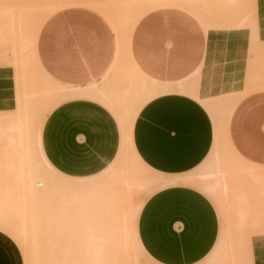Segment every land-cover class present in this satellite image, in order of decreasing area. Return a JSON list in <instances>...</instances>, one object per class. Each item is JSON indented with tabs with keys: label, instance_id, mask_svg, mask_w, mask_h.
Here are the masks:
<instances>
[{
	"label": "rangeland",
	"instance_id": "rangeland-1",
	"mask_svg": "<svg viewBox=\"0 0 264 264\" xmlns=\"http://www.w3.org/2000/svg\"><path fill=\"white\" fill-rule=\"evenodd\" d=\"M58 1H60V0H0V29H1L0 30V84H1L0 88H4L3 90H6L5 88H7V90H8V91H3V92L0 91V98L2 99V101L0 102V117H2V113H13V112H14L13 114H15V115L17 114L18 117H20L23 114L22 112L23 111L25 112V110L27 109L26 112L30 113L28 115L29 119L27 120L28 124H30L31 127H35L36 131H37V129H38L37 127L40 125V123H42L40 125V127L42 129V134H43V139H44L45 145L48 147L47 148L48 154L52 158L53 162L56 164L57 169H59L60 171H62L63 173H65L67 175L68 174L70 175V173H71L70 169L68 168L69 165H74L77 162L85 160L86 158H88L87 157V151L90 152L92 149H98V150H99V148L102 149V151L104 153H106V154L108 153V155L111 157V159H110L109 163H106L104 170L100 175L102 180H103L102 185H101L102 191H100V190L97 191V194H100V197L102 199L104 198L103 199L104 201L100 199L101 201L97 202L95 199V201L89 202L88 203L89 205L85 204V206L83 205L82 207L78 206L79 209L81 208L80 211H83V212H79L77 214L76 211L78 208L76 207L77 204H75L77 202L74 203L75 197L73 198L74 201H72V198H71L69 191L68 190L63 191L64 194H62V196L64 198V201L63 200H62L63 202L61 201V206H62L61 207V206H59L60 205V203H59L60 199H58L59 201L55 199L57 196L62 198L61 195H58L59 192L57 191L58 192V193H56L57 196L51 197V198H54L51 200H52V202H53V200H54V202L58 201L59 205H57V206H59L60 209L57 208V206H56L54 208V211H53V209L50 211V208L53 207V206H50L51 205L50 203H52V202H50L51 200L45 201L46 206H44L45 204L41 200L42 201L41 202L42 204H40V206L42 208V210H40L41 213L44 215V213L46 211H49L48 213H50V215L52 217L54 216L55 220L58 217L59 218L61 217L62 220L64 218H66L65 220L68 221V222H66L68 227L69 226L76 227L78 225V223L82 224V222H83V224H85L84 222H86V221H88L89 225L96 227V229H98L100 227L101 231H104L101 233H103L105 236H107L106 240L104 241L106 243L104 246L105 250L103 248V251H105V252L102 255V259H103L104 264H107V263L108 264H113V263L115 264V258L117 260L122 259L123 261H126L128 259L127 257H133L134 255L136 257L135 259L138 260V262H139V259L137 258L139 255L136 256L138 254V251L137 252L135 251L134 255H132L133 253L131 255H127V254L122 255L123 253H125L127 251V249H129L130 247H133V246H127L124 248V245H122V244L119 245L118 240L120 239L122 242H124V237L128 234L127 233L128 231L126 232V229L130 230V228L132 226L134 228V222H133V214L134 213H133V210L131 208H133V206H137V207L140 206V210H141V208H142L143 204L145 203V201L147 200V198L150 195H152L154 192H156L157 190L160 189L159 183H161L163 180H161V182H160L159 177H160V179H163V178L168 179L169 178V180H171L170 182H172L174 177L176 178V176H177L179 178H176L174 180L178 179L177 180L178 182L177 183L175 182L174 185H178V184L191 185V186L196 187V188H198L204 192L206 190H205L201 180L204 179V177L206 180V177L208 175H209L208 176L209 178H211L210 175L212 177L215 175L219 177L222 174L221 169L225 168V166L222 167V164L228 165V163H229L231 165L230 167H233V169L235 167L239 171H237V170L235 171V169L234 170L230 169L232 171H235V172L231 173V171L228 170L229 168L228 169L225 168L226 173L222 174V175L225 174L224 175L225 178L222 176L220 177L221 181L225 180L223 182V183H225V188H224V185L222 187L218 184L217 188L219 186V188H218L219 191L217 190L216 185H214L213 189L211 188L210 190H207L206 192H204L214 201V203L216 204V206L219 210V213H220L221 230H220L219 239L223 240V239H221V237H225V236H226V239L228 238V236L230 239H233L232 241L229 240V246L231 245L230 247H227L228 245H226V244H228V243L226 241L224 244L226 246L223 245V250H225L226 252L228 251V253H226L225 251H222V252H225L226 255L228 254V259L226 261H224L225 259L222 258L223 257L222 255L219 258L220 259L222 258V260L224 261L222 264H233V259L235 257L232 258L234 255L230 254V255H232V257H231L229 255V252L232 249V247L235 245V244L233 245V243H232V242H234V243H237L235 245L236 249L238 246V249L237 250L235 249L236 259H237V256L242 257L243 258L242 261L240 259L241 263H243V264H245V263L246 264H264V241L261 239V237L264 239V223L263 224L261 223V222H264V217H263L264 216V195H262V193L264 194V190L260 185V181H261V184H264V165H259L257 163L249 161L243 155H241L239 153V151H237V149L235 148V146H234V144L230 138V132H229V123H230V119H231V116H232L234 110H232L230 112V110H226L227 107L224 110L223 104L221 106H219L220 105L219 103L221 101L217 105L215 104V107L219 106V108H215V109L222 116H224V114L227 111L230 112L229 113L230 115L228 117H226L227 115H225V118H227V121H226V119L221 120V122L222 121L224 122V120L226 121L224 124L225 125L224 126L225 142H223V144L225 143L226 150H225V146L223 148H221L220 144H219V139L221 138V132H223V130H222L223 128H222L221 129L222 131H220V134L218 133L219 127L222 126V125L219 127L217 126L219 115H218V119H216V117H217V116H215L217 113L216 110H214L215 114L213 115L214 112L212 109H214V107L210 110H207L209 112V114L211 115V117L213 119V123H214L213 145L211 147L209 154L207 155V157L205 158V160L201 164H199L194 169H191V170L183 172V173H177V174L161 173L160 171H157V170L153 169L152 167H150L141 158V156L137 152V150L135 148V144H134V137H133V130H134V124H135L136 118H137L141 108L145 105L144 104L145 102H143L144 99H142L143 94L140 93V89H139L140 88V82H141L140 81L141 80L140 70H143V72H145L148 75H152L154 77H157L161 81H168L169 80V81L176 82V81L182 79L184 76H186L191 70H193L195 67H197L199 64H201V62L204 61L205 63L204 62L203 63L206 64L205 66H208V65L210 66L212 59L214 62L217 60L216 58H218V63H221L220 66H223V68L229 70V72L234 71L236 73V72H238L237 70H240L239 69L240 65L241 66L243 65V67H245L252 75H255V76H258V77L264 79V0H250L249 3H248V0H247V2H245L246 0H238V1L242 2L241 5H243V7H245L244 9H247L246 7H248V9H252V8L254 9V7L257 6L256 9L251 10L252 11L251 19L255 21L256 26L251 31H247V29H251L250 26L242 27L239 30L237 28H235L232 31V33H230V32L234 26L231 25V23H228L229 28L231 27L230 30L228 28V25H227V28H226V26H223V28L220 27L219 28L220 30H218V28L217 29L212 28L213 27V26H211L212 22H209L210 25L208 26V24H207L208 20L207 21L204 20L205 18L202 17L203 14L196 15V13H194L195 15H193V14H188L182 10L176 11L175 9H170L167 11L160 10V9L150 10L149 9L150 6L145 7L148 5L147 3H149V2H147L148 0H146L147 3L145 2V0H142V3H141V0H138L137 1L138 4H136V0H130L129 2L126 0L128 2V5L130 3V5L128 6V9L129 8L132 9L135 6V4L137 6L135 7L136 8L135 12H134V10H132V11L130 10L131 11L130 13H129V11H127L129 14V15H127V22H126L127 24H125V26L122 27L121 35L123 36V38L121 39V42H123L124 53H123L122 57L116 56L115 63L113 64V66L111 67L110 72H109L110 76L107 75V78L108 77L109 78L103 79V80H105L104 82H106L103 85L105 88L107 87V89H108L110 86L115 85V84H113L114 80L117 81V77L121 76L120 77L121 79L120 80L118 79L119 82L117 83L121 86L120 87H119V85H117V86H118V89H121L122 91H118V93L116 92L118 94V97H116V95L114 96V97H116V99L114 98L116 100L114 103L117 104V102H118V104L115 107H117L119 104L120 105L117 107L118 110L117 109L114 110L109 105H104V104L98 103L97 101H94V100L88 101L87 103L89 104V107L92 108L93 112L95 113L90 118H81V117L79 118V116L75 115V113H72L70 111L65 112L64 109H67L64 106L65 103L60 105L59 107L55 106L52 109L51 107H53V102H54L53 98L55 96L54 93L56 91H62L63 90L65 92V91H69V90H66L67 88H64V89L60 88L61 82L55 81L49 73H45L43 71V65L41 64V62H39V59H36V58L30 59L26 55L28 50L25 46L20 45L17 47L18 54L14 58H12V56L9 54V49H10L9 47L12 46L13 44L11 43L12 41H10L11 37L9 38L10 39L9 40L7 38V35H6V31H4L5 30L4 29L5 23L3 20L4 18H2L3 14L11 11L12 17L15 20L22 21V22L19 21V23H16V26L20 25V27H18V28H21L22 30H24L21 32V33H23L22 34L23 35L22 43L24 44V41L27 39V35H28V38L30 37V35H36L39 37L40 30L38 28L43 26L45 21L51 15H53L55 12L58 11V8H59ZM109 1L113 2V0H109ZM109 1L107 2L106 0H104L103 5H104V2H106L105 5L109 4ZM221 1L220 0H211V3H209V6L211 8H209L208 11L211 10V12L215 14V16L212 14L213 15L212 17L214 19L216 18L215 19L216 21H217V19H219L218 17L220 16L219 15L220 12H218V11L222 12V10H223ZM115 2L120 3V0H117ZM122 2H125V1L123 0ZM250 2L252 3V6H254V7L248 6L250 4ZM60 3L63 4V0H61ZM139 3H141V4H139ZM5 5H7V6H5ZM141 5H143V6L141 7ZM74 6L86 7V6L80 5V4L74 5ZM74 6H71V7H74ZM238 9L240 10V12H242L243 8L242 7L239 8V3H238ZM206 14L207 13H205L204 16H206ZM195 16H198L199 19L197 17L195 18ZM200 17L203 18V20H202L203 22L200 21ZM220 17L222 18V16H220ZM135 18L138 19L136 22H134L136 20ZM207 18H208V16H207ZM224 18H226V17H223V19ZM226 19H227V22L230 21L228 19V16ZM128 20H129V22H128ZM180 20H181V22H180ZM131 21H133V22H131ZM204 21H205V24H204ZM210 21H211V19H210ZM220 21H221V19H220ZM201 22H202V24H201ZM133 23H137V25H134ZM214 23H215V21H214ZM218 23H220V22H218ZM222 25H224V22ZM3 26H4V28H3ZM204 28L205 29L207 28V31ZM25 31H29V32H27V35L24 33ZM114 31H115V34L117 36V32H116L115 28H114ZM209 31L212 35L209 33ZM206 34L208 36V40H207ZM25 35H26V37H25ZM211 37L213 39H214V37L216 38V39H214L212 44H210L212 41V39H210ZM117 38H118V36H117ZM223 39L224 40L228 39V40L222 41ZM207 42H208V44H207ZM219 43H220V45H219ZM232 43H233V45H232ZM117 44H118V41H117ZM209 44H210V46H209ZM211 45H213V46L211 47ZM207 46H209V48H211V49H208ZM227 46H228L229 52L227 50ZM34 48L37 49V46H35ZM212 48H213V51H215V50H217V51H215L213 54L210 55L209 51H212ZM220 49H222V52ZM232 50H233V52H232ZM227 52L230 55L226 56V54H228ZM218 53H219V55H217ZM209 55H210V58H208ZM220 55H221V58H220ZM223 55L226 57H222ZM124 56H126L127 60ZM204 56L207 57L206 61L204 60V58H206ZM133 57H134L135 62L137 63V66L140 69L135 66ZM232 57L234 60L232 59ZM122 58H123V60H122ZM209 60H210V63H208ZM229 60L232 62L230 63ZM122 61H123V63H122ZM213 62H212V64H213ZM238 62H239V68H237V66L235 67L236 64L238 65ZM218 63H216V67L214 66L215 68H213V70L218 69ZM204 64H203V66H204ZM231 64L232 65L234 64V65L232 66ZM214 65H215V62H214ZM205 66H204L205 71H203V73L206 72ZM210 69H212V67ZM225 69H224V71L226 72L227 70H225ZM213 70H212V72H213ZM122 71H123V74H122ZM207 71H208L207 74L209 75V69ZM222 71H223V69H222ZM114 72L117 74H115ZM220 73H221L220 77L222 78V76L224 74H222L223 72L219 71V74ZM112 74H113V77H111ZM227 74H228V72H227ZM226 75H224V78H227V80H228V78H230L231 75H227V76ZM237 75H238V73H237ZM202 76H204V74ZM240 76L242 77V75H239L237 77L238 78L237 81L240 80L238 83L242 84L243 83L242 81H244V80L240 79L241 78ZM134 77L135 78L137 77V78L135 79ZM112 78H113V81H112ZM206 78L208 79V77H206ZM231 79L229 80L230 82H232ZM103 80L101 79V83H103ZM121 81L123 83H121ZM199 81H201V80H199ZM222 81L227 82V81H225V79ZM136 82H138L139 85ZM236 83L237 82H235L233 84L236 86V85H238V83L237 84ZM229 84H228V86H229ZM101 85L99 84V86H101ZM127 85H128V87H126ZM219 85H221V84H219ZM22 86H24V88H25L24 90H26L25 94L22 91V88H21ZM137 86H138V88H137ZM228 86H227V88H228ZM122 87H125V88H122ZM225 87H226V85H225ZM114 88L117 89L116 86ZM129 88H130L129 93H131V94H128L129 95L128 99H125L127 96L125 94L128 93ZM136 88L138 89L137 90L138 97L141 98V99L137 98V99H140L138 101L139 104H137V105L135 104V103H137V99H135V102L133 99V98L137 97V93L135 90ZM218 90H220V88ZM111 91H113V90L111 89ZM120 92L122 94L120 96L125 95L124 99H122V97H121V99L119 98ZM215 95L217 96L218 94H215ZM215 95H214V97L212 96V98L215 99V97H216ZM23 97H25V99ZM218 97H216L217 101L220 100V98L218 99ZM5 98H7V99H5ZM114 99H112V100H114ZM22 100H25L24 104L26 103L24 106V107H26L25 110H22V109H24V107H23L24 104L21 105ZM34 101H35V105H36V103L37 104L38 103H40V104L41 103H43V104L47 103L45 106L48 107L49 109H52V110L48 111V109H46V111H44V110L40 111L39 110L40 113H38L37 111L35 112L36 108H34V107L38 106V109L39 108L41 109V108H43L44 105L43 106L41 105L40 107H39V104L37 106H31V105H34L33 104ZM119 101H120V103H119ZM62 102H64V101H62ZM30 103H32V104H30ZM130 103H132V105ZM6 104H9V105L7 106ZM141 104H143V106ZM134 105L137 106L135 109L136 112L139 109L138 113H136L134 110H132L131 112H133L132 115L134 114V116L132 117V115H129L128 116V118H130L129 122L130 121L131 122L127 123L126 118H127L128 113H129V109H127V108H130L129 106H133L135 108ZM28 106H29V108H27ZM140 106H142V107L138 108ZM212 106H214V105H212ZM46 107H44L43 109H45ZM133 107H131L130 109H132ZM30 108L31 109L34 108L32 110V113L35 112L36 114L37 113L40 114L42 116V119H41L40 115H39L40 117H38V115H37V119H36V117L31 119L30 116L32 113L30 112V110H31ZM220 108H221V110L219 112L218 109H220ZM9 110H11V111H9ZM15 111L18 113H16ZM221 111H224V113L222 114ZM26 112H25V114H26ZM19 114H21V115H19ZM26 117H27V115H26ZM121 118H122V120H121ZM221 119H222V117H221ZM2 120L0 119V122ZM31 120H33V121L31 122ZM35 120H37V121H35ZM37 122H38V125H36ZM221 122H219V123L221 124ZM130 124L132 126H130ZM123 131H125V133ZM129 133H131V134L127 135ZM224 133H223V135H224ZM218 134L220 136H218ZM128 136L130 138H127ZM28 137L29 136H27V140L25 143H28L30 141L29 138L31 136L29 138ZM218 137H220V138L218 139ZM3 138H5V136L0 135V153H1L0 154L1 155V157H0V160H1L0 161V169L3 166V168L0 170V175H1L0 179L3 178L4 176H8L7 178L4 177V179L9 178L10 182H11V185L9 184V187H11V188L14 187V189L16 190V189H19V187H18L19 184L13 182V180L17 177V175H16L17 169H16L15 163H14L15 156H12V153H13L12 151L7 150V148H6L7 143L5 141L3 143ZM124 139H125V141H124ZM4 140H6V139H4ZM121 141H123L122 142V149H121V152L119 153ZM125 142L129 143V144L125 145ZM1 143H3L2 145H4L3 151L6 150L7 153L10 152L9 158H8L7 154H5V152L2 153ZM220 143H222V141ZM25 145H27V148H29V146H31L30 143L25 144ZM218 145H219V147H218ZM33 146H34V144L31 147L34 148ZM125 146H127L128 148H126L127 150L122 152V150H124ZM220 148H221V151H224L223 153L222 152L221 153L222 154L225 153L224 154V157H225L224 160H223V158H221V156H222V155H220L221 153H219L220 158L224 161L222 164L220 163L221 167L218 163V161H220V158L218 156V152H219L218 149H220ZM213 149H215V150H213ZM213 152H214V154H213ZM13 154L15 155V153H13ZM133 154H135L136 157ZM212 154H213V156H212ZM215 154H217V155L215 156ZM122 155H123V157H122ZM118 157H120L121 160ZM10 158L12 161L10 160ZM210 158H211V160H210ZM139 159H140L141 163L138 161ZM123 161L126 163L125 169H124V166L122 165ZM6 162H8L9 165H6ZM12 162H13L14 166H13ZM120 162H121V165H120ZM129 164H131V165H129ZM204 165H205V169L208 167L206 170L202 169L204 167ZM5 167L7 168L6 169L7 171L3 170ZM241 167H243L244 169H241ZM245 167L248 168V170L245 169ZM249 167H251L250 170H249ZM254 167H255V169H254ZM122 168H123V170H122ZM215 168H217V169H215ZM238 168H240V169H238ZM210 169H211V171L213 170V172L216 171L219 173L217 174L215 172V173L210 174L211 173V172L209 173ZM2 170L5 171V174L9 170L10 171L8 172L7 175H3ZM133 170H135L134 174L135 173L137 174V172H138V174L134 176L132 174ZM224 170H223V172H225ZM227 170L230 171L229 175H228ZM131 171H132V173H131ZM144 171H145L146 175H143ZM260 171L263 175V182H262V180H260L259 183H256L257 181L256 182L251 181L252 183H250V181L249 182L247 181L248 184H246V185H248L247 187H248V193L249 194H245L247 190H245V188H243L244 186H246V185L243 186V184H244L243 180L245 182V180L248 179L249 177H251L254 180L255 179L257 180L258 177L260 179V177L262 176L260 174ZM10 172L14 173V175ZM196 172H199L198 174H200L202 177L204 175L205 176L203 178H200V176L192 174V173L196 174ZM202 172L204 175L201 174ZM207 172L209 174H206ZM245 172H247V173L252 172V173H251V175H244V177L242 178L243 175L241 176V174L245 173ZM126 173H129L130 177H132V175H133V177L132 178L128 177V175ZM188 173L189 174L191 173L190 178L193 179V181L191 179H189L188 177H186V175H188ZM163 174H164V176H163ZM255 174H257L258 177L254 178ZM12 175L14 177H10ZM147 175H149V176L147 177ZM192 175H194V176H192ZM123 176H125V177H123ZM138 176H140V177H138ZM109 177L111 179L113 178L112 179L113 181L110 180ZM141 177H144V178L141 179ZM196 177H197V180H196ZM123 178H124V180L126 179L127 182L131 179L133 181L134 180L135 181L140 180V182L142 181L143 184H140V182L134 181V184H132V185H134L135 188H132V190L130 189V192H129V186L130 185L128 184V187H127L126 186L127 184L125 183V185L123 187V184H124ZM241 179H243V180H241ZM42 180L43 179H38V181H42ZM151 180H154V181L156 180V181L153 182ZM198 180L201 182H199ZM205 180H203V181H205ZM62 181H64L63 185H65V187L67 189H68V186L71 187L70 185H73V184L75 185V186L73 185V187L75 189L73 187H71V193L72 194L74 193L75 190H80L81 188L83 189V190L81 189V191L84 192V189L86 188V186H87V189L89 186L88 184L84 183V181H78V180H74V179L71 180L70 178H69V180L68 179H61L59 184H61ZM65 181H66V183H65ZM147 181L148 182L150 181L151 183H155V184H153V185L150 184V185L144 187V185H145L144 183H146ZM77 182L78 183L81 182L82 186H81V184L78 185ZM148 182H147V184H148ZM212 182L213 181H210L209 183H211V185H212L213 184ZM217 182L220 183L219 178H218ZM15 184H17V185L15 186ZM66 184L68 186H66ZM84 184H86V185H84ZM63 185H61V186H63ZM106 185H109V186H107L109 188V192L105 193V190H108V189H106L107 188ZM77 186L80 188L79 189L76 188ZM84 186H85V188H83ZM125 187L128 190L127 194H126ZM38 188L41 189V188H44V186L41 185ZM72 188H73V192H72ZM220 188H221V190H223V188H224V190L226 189L225 190L226 193L224 192L225 193L224 195H222L223 191H222V193L220 192ZM110 189L113 192H110ZM261 189H262V193H261ZM56 190H57V187H56ZM103 190H104L105 194L103 193ZM132 191H133V193H131ZM257 191L259 194L257 193ZM118 193H119V195H118ZM253 193L254 194L256 193V194L254 195ZM80 194H82V193H80ZM112 194H113V196L115 195V198L112 196ZM102 195H103V197H102ZM104 195H109V196L107 197ZM130 196H132V197H130ZM224 196H225V198H224ZM247 196H250L253 200L252 203H250V205H248L249 204L248 201L250 202L251 200L249 198H247ZM108 198H110V199H108ZM223 198H224V200L225 199L226 200L224 201ZM244 198H247L248 200L244 199ZM47 202H48V204H50L49 205L50 207L48 206ZM131 203H133V205ZM65 204L67 205L66 207H68V208H66L65 214H67L68 216L65 215L64 217H62L64 215ZM90 204L92 205L91 208H90ZM99 204H101V205H99ZM127 204L130 206H129V209L127 208L128 211L127 210L125 211V209L127 207L125 205H127ZM249 206L251 208L253 206V209H252L253 213L250 211L249 212L250 214H249L248 211H246L248 208L250 210ZM26 207H28V206H26ZM93 207H94V209H93ZM61 208L63 209V211L61 210ZM33 209H35V208L33 207ZM38 209H39V206H38ZM69 209L70 210L72 209L73 213L75 211L74 214L71 212L74 217L72 215H69V213H70ZM129 210H131V211H129ZM140 210H139V213H140ZM52 211H53V215L51 214ZM55 211H58V213L57 212L54 213ZM61 211H62V213H60ZM67 211H69V213ZM106 211H107V213H106ZM244 211L246 212V215H245ZM255 212H256V214H255ZM36 213H37V211L34 214L35 216H36ZM41 213H38L37 215L42 217L43 215L41 216ZM48 213L45 216V218H47L46 222H43V221H45V219L43 218V220L40 224L41 229H40V227L36 226L39 230L35 227L34 231H36V229L38 231H36V232L32 231V234H31L32 243H34L37 247H39V244L41 243V241L42 242L44 241L42 243V248H43V244L45 243V239H47L46 236L49 234L48 233L49 231L45 230V226L52 227V221H54V219L50 220L51 216L49 217ZM59 213H60V215H59ZM139 213L134 220L135 223H137V221H138ZM240 213H243V215L242 214L240 215ZM56 214H57V216H56ZM35 216L33 218H35ZM129 216H131L130 217L131 219L128 218ZM258 216H260L259 217L260 219H257ZM37 217L38 216H36V218L33 221L35 225H36L35 220H38ZM39 219H41V218H39ZM59 220H58V222H59ZM129 221H132V223ZM56 222L53 224V227H52L50 234H49V239L53 238L50 240V242L54 243V241H55L56 243H54L52 245V247L50 249H48V251L52 249L53 252L56 254V252L58 253V251L60 253H61V251H63V253H64V251H65L64 249H66L67 250L66 252L70 253V254H67V257L69 259L76 260L77 258L82 257V255H80V254H84L83 252L85 251L84 247L82 246L83 242L80 241L82 237L78 238L80 240H78L76 238L69 240V238L66 237V235L69 233H66V235L64 233L65 237H63L64 239H62L61 236L59 237V234L57 235L54 232V228L57 227V224L59 225V223L58 222L56 223ZM128 222L131 224H129V225L126 224ZM259 223H261L260 226H259ZM86 224H87V222H86ZM241 224H243V225L240 226ZM254 224H256L257 227L254 226ZM129 226H131V227H129ZM206 226L208 227L209 225H206ZM252 226H253V228H252ZM227 227H228L229 231L226 229ZM254 227H256V228H254ZM258 227H261V230H262L261 233H260V228H259V232H256L257 231L256 229H258ZM239 228H240V230H239ZM242 228L244 230H242ZM122 230H123V233L121 232ZM234 230L235 231L237 230L238 232L236 231L237 232L236 233ZM0 231L6 233L5 232L6 230L5 231L1 230V228H0ZM227 231L231 236L229 234H227ZM245 231H246V233H245ZM57 232H58V230H57ZM6 234L9 235L10 233L8 234V232H7ZM129 234H131V233H129ZM237 234H240V235H237ZM9 236L10 237L12 236L11 237L12 239H13V237L15 238V236H13L12 234ZM40 236H41V239L43 238L42 240L40 239ZM50 236H52V237L50 238ZM53 236H55V238ZM113 236L116 237L117 242L114 241L116 239H114L115 237L113 238ZM237 236H241V237L237 238ZM249 236H250V238L251 237L252 238L251 239L248 238ZM59 238L61 239L62 246H63V244L68 243V245L65 246L64 249H62V246H61V248H59V246L61 245V244H58V243H60ZM259 238H260V240H259ZM13 240L17 243L16 239H13ZM125 240H126V238H125ZM250 240H252V241H250ZM240 241H241V243H240ZM18 242H19V240H18ZM244 242H246V243L244 244ZM251 242H252V244H251ZM223 243H224V241H223ZM223 243H219V244H223ZM230 243H232V244H230ZM219 244H218V246H216L217 244L215 246L219 248ZM56 245L57 246L59 245V246L57 247ZM70 245H71V247H70ZM18 246L21 249L24 264H27V259H26L27 255H25L24 253H27L28 245L26 246L27 247L26 252L23 251L21 245L18 244ZM55 246L57 247L56 248L57 250L54 248ZM251 246L254 248L251 249ZM224 247H227V248L224 249ZM243 247H245L244 250L246 252H248V248L250 247L249 248L250 254L247 253L248 255H246V256H248L247 258H249V259L252 258L253 259V260L251 259L252 261L251 260L249 261L245 256L244 257L242 256V254L244 252L241 253L240 255H238L239 252L237 254V251H240V250H241V252L243 251V249H242ZM229 248H231V249H229ZM120 249H122V250H120ZM135 249L132 248V252ZM258 249H260V251H258ZM214 251L217 252V250H214ZM231 251L232 252H230V253H233V249ZM246 252L244 254H246ZM251 252H252V254H254L255 257L252 256ZM257 252H259V253L257 254ZM215 253H213V255H216ZM60 255L61 254H58V255H55L54 257H57V256L61 257ZM35 256H34V262L36 259ZM209 256L202 263H206V262L208 263ZM216 256H219V255H216ZM216 256H215V259L218 258ZM140 257H141V264H154L152 262V260L147 255L141 254ZM224 257H226V256L224 255ZM37 258H39V255L37 256ZM51 258L53 259L52 256H51ZM112 258H114V259H112ZM213 258H212V254H211L210 262H212ZM236 259H235L236 263L241 264V263L237 262ZM214 261L212 264H214ZM216 261L218 264L217 259H216ZM216 261H215V264H216ZM229 261H230V263H229ZM36 262L38 263L37 260H36Z\"/></svg>",
	"mask_w": 264,
	"mask_h": 264
},
{
	"label": "crops",
	"instance_id": "crops-1",
	"mask_svg": "<svg viewBox=\"0 0 264 264\" xmlns=\"http://www.w3.org/2000/svg\"><path fill=\"white\" fill-rule=\"evenodd\" d=\"M170 9L181 10L168 7L160 10ZM245 26L251 27L247 31L256 26L251 16L240 29ZM117 36L111 23L96 10L82 6L67 7L51 15L43 24L37 44L39 60L55 81L67 86L89 85L107 78L116 56H119V48L120 52L124 49L121 42L123 36ZM199 65L180 80L189 77ZM3 89L0 88V91H8ZM99 89L95 90L96 98L76 97L65 100L57 107L65 103V112L75 113L79 118H90L95 113L88 101L107 105L109 100L103 99L106 94H102L101 100L97 93ZM108 105L112 107L114 104L108 101ZM229 132L241 155L264 165V89L252 92L238 103L230 119ZM133 137L137 152L150 167L161 173H183L197 167L209 154L214 141V123L197 99L179 92L164 93L141 108L134 124ZM41 146L46 159L56 170L42 132ZM87 157L69 165L70 175L59 169L57 171L74 179H90L100 175L111 159L100 148L87 151ZM159 188L147 198L141 210L140 206H133L139 263L141 254H145L154 264H201L220 240L221 218L216 204L204 193L206 191L191 185H162ZM131 250L127 249L125 254L131 255ZM0 264H24L18 244L2 231Z\"/></svg>",
	"mask_w": 264,
	"mask_h": 264
},
{
	"label": "bare ground",
	"instance_id": "bare-ground-1",
	"mask_svg": "<svg viewBox=\"0 0 264 264\" xmlns=\"http://www.w3.org/2000/svg\"><path fill=\"white\" fill-rule=\"evenodd\" d=\"M61 1V0H60ZM60 1H58V6H59V8H58V11L59 10H61V9H64V8H66V7H71V6H74V5H78V4H80V5H84V6H86V7H88V8H91V9H94V10H96L97 12H99V13H101L110 23H111V25L113 26V28H115V30H116V32H117V34L119 35V38H122V36H121V31H122V27L123 26H125V24H127L126 22H127V15H129L128 14V12L127 11H129V13L132 11V10H134V12H135V7L137 6L136 4H138L137 3V1L138 0H136V4H135V6L131 9V8H129L128 9V6L130 5V3H129V5H128V2L130 1V0H124L125 2H122L123 0H120V3H118V2H115V1H117V0H113V2H110L109 0H106L107 2L109 1V4H107V5H105V3L106 2H104V5H103V1L104 0H63V4H61L60 3ZM100 1V2H99ZM151 1V2H150ZM148 0L147 2H149V3H147L146 2V0H145V2L148 4L147 6H145V7H149V9L150 10H157V9H161V8H166V7H168V8H177V9H181V10H183V11H185V12H187V13H189V14H193V15H195L194 13H196V15H201V14H203L202 15V17H204L205 19V21H207L208 20V22H207V24H208V26L210 25V23L209 22H212V25L211 26H213L212 28H215V29H217L218 28V30H220L219 28L220 27H222L223 28V26H226V28H227V25H228V23H231V25H233L234 27L231 29V32L230 33H232V31L235 29V28H237L238 30L240 29V27H241V25L243 24V22L249 17V16H251V14H252V11L251 10H254V9H256V7H254V6H252V3L250 2V4L248 5L249 7L250 6H252V7H254V9L252 8V9H248V7H246L247 9H244L245 7H243V5H241V1H238V0H220L221 1V4H222V8H223V10H222V12L221 11H218V12H220V16H222V18L219 16L218 18L219 19H217V21L218 22H220V23H218L212 16L214 15L215 16V14L214 13H212L211 12V10L210 11H208V9L209 8H211L210 6H209V3H211V0ZM249 1L250 0H248V3H249ZM102 2V3H101ZM245 2H247V0L245 1ZM141 3H142V0H141ZM141 3H139V4H141ZM238 3H239V8H243L242 9V12H240V10L238 9ZM5 6H7V5H5ZM126 6V7H125ZM143 5H141V7H142ZM138 8V7H137ZM131 10V11H130ZM139 10V9H138ZM141 10V9H140ZM149 10V11H150ZM245 10V11H244ZM146 11V10H145ZM144 11V12H145ZM217 12V13H218ZM56 13V12H55ZM205 13H207L206 14V16H204L205 15ZM125 14V15H124ZM213 14V15H212ZM134 15V14H133ZM131 16V15H130ZM207 16H208V18H207ZM227 16H228V19L230 20L229 22H227ZM198 18L199 19V17L198 16H195V18ZM202 17H200V21H202L203 20V18ZM223 17H226V18H224L223 19ZM231 17V18H230ZM2 18H4L3 20H4V23H5V28H4V26H3V28L5 29L4 31H6V35H7V38L9 39L10 37V41H12L11 43L13 44L12 46H10L9 48V54L12 56V58H14L17 54H18V52H17V47L18 46H20V45H23V46H25L26 48H27V53H26V55L30 58V59H39V56H38V50L37 49H35L34 47L35 46H37V44H38V36H36V35H30V37L28 38V35H27V32H29V31H25L24 33L27 35V39L24 41V44L22 43V39H23V33H21L22 31H24V30H22L21 28H18V27H20V25H18V26H16V23H19V21L20 20H15L13 17H12V12L11 11H9V12H7V13H4L3 14V17ZM202 18V19H201ZM136 19V18H135ZM210 19H211V21H210ZM220 19H221V21H220ZM2 20V19H1ZM132 20V19H131ZM138 19H136L134 22H136ZM205 21H204V24H205ZM214 21H215V23H214ZM224 22V25H222L223 24V22ZM20 22H22V21H20ZM128 22H129V20H128ZM131 22H133V21H131ZM139 22V21H138ZM203 22V21H202ZM202 22H201V24H202ZM227 23V24H226ZM15 24V25H14ZM134 25H137V23H133ZM203 24V25H204ZM216 24V25H215ZM220 24V25H219ZM205 26V25H204ZM210 26V27H211ZM217 26V27H216ZM41 28H42V26L40 27V28H38L40 31H41ZM228 28H229V25H228ZM231 28V27H230ZM230 28H229V30H230ZM205 29V28H204ZM1 30V29H0ZM27 30V29H26ZM206 31H207V28L205 29ZM227 30V29H226ZM3 33V32H2ZM207 33V32H206ZM209 33H210V31H209ZM208 33V34H209ZM229 33V32H228ZM4 34V33H3ZM211 34V33H210ZM26 35H25V37H26ZM212 35V34H211ZM210 35V36H211ZM206 36H207V34H206ZM210 39H212V41H211V43L210 44H212V42L214 41V39H216L215 37H214V39L211 37ZM7 40V39H6ZM8 40V41H9ZM207 40H208V36H207ZM228 39H226V40H222V41H227ZM9 41V42H10ZM234 41V40H233ZM126 42V41H125ZM124 42V43H125ZM209 42V41H208ZM208 42H207V44H208ZM221 42V41H220ZM122 44H123V42H122ZM127 44V43H126ZM125 44V45H126ZM210 44H209V46H210ZM219 45H220V43H219ZM222 45V44H221ZM232 45H233V43H232ZM209 46H207V48L208 49H211V48H209ZM213 45H211V47H212ZM231 48V47H230ZM221 50V52H222V49H220ZM227 50H228V46H227ZM212 51H213V48H212ZM209 51V53H210V55L211 54H213L215 51H217V50H215V51ZM208 52V51H207ZM228 52H229V50H228ZM227 52V53H228ZM231 52V51H230ZM232 52H233V50H232ZM120 53V54H119ZM123 53H124V49L123 50H121V52H120V48H119V51H118V55L120 56V57H122L123 56ZM210 55H209V57L208 58H210ZM217 55H219V53L217 54ZM228 55H230L229 53L228 54H226V56H228ZM233 55V54H232ZM226 56H222V57H226ZM125 58H126V56H124ZM123 57V58H124ZM204 57H206V56H204ZM219 57V56H218ZM123 58H122V60H123ZM124 58V59H125ZM220 58H221V55H220ZM228 58V57H227ZM206 59H207V57L206 58H204V60L206 61ZM217 60L216 61H214L215 62V65H214V62H213V59H212V62H213V64H212V62H211V64H210V66L208 65V66H205L206 64H204L203 62H201V64L199 65V67L189 76V77H187V78H185V79H183V80H180V81H176V82H167V81H159V80H156V79H154V78H152V77H150V76H148V75H146L142 70H140V75H141V82H140V93H142L143 95H142V99H144L143 100V102H145L144 104H146L148 101H150L151 99H153L154 97H156V96H158V95H161V94H164V93H170V92H179V93H183V94H186V95H189V96H191V97H193V98H195V99H197L199 102H201L202 104H203V106L207 109V110H210V109H212L213 107H214V109H212L213 110V112H214V110H216L215 108H219V106H221L222 104H223V109L225 110V108H226V110H230V112L232 111V110H235V108H236V106L238 105V103L244 98V97H246L247 95H249V94H251L252 92H254V91H257V90H259V89H264V81L263 80H260V79H258V78H256V77H254V76H252L251 74H249L244 68H243V66H241L240 65V68H239V62H238V65L236 64L235 65V67L237 66V68H239L240 70H237L238 72H234V71H231V72H229V70H227V69H225V68H223V66H220V64L221 63H218V58H216ZM232 59H233V57H232ZM126 60H127V58H126ZM133 60H134V58H133ZM234 60V59H233ZM36 61V60H35ZM226 61V60H225ZM230 61V60H229ZM228 61V62H229ZM39 62H40V60H39ZM223 62V61H222ZM232 61H230V63H231ZM122 63H123V61H122ZM134 63H135V66L136 67H138L137 66V63L135 62V60H134ZM207 63V62H206ZM208 63H210V60L208 61ZM216 63H218V71L215 69V70H213V68H215L216 67ZM129 64V63H128ZM203 64H204V66L206 67V72H204L203 73V71H205V69H204V66H203ZM212 65V66H211ZM232 65V64H231ZM234 65V64H233ZM232 65V66H233ZM215 66V67H214ZM133 67V66H132ZM212 67V69H210ZM116 68V67H115ZM122 68V67H121ZM120 68V69H121ZM139 68V67H138ZM209 69V75L207 74L208 73V69ZM220 68V69H219ZM223 69V71H222V69ZM119 69V70H120ZM140 69V68H139ZM224 69L225 70H227L226 72L224 71ZM124 70V69H123ZM134 70V69H133ZM202 70V71H201ZM212 70H213V72H212ZM43 71L45 72V73H48L46 70H45V68L43 67ZM110 71V70H109ZM219 71H221V72H223L222 74H224V75H226L227 74V72H228V74L227 75H231L230 76V78H228V80H227V78H224V75L222 76V78L220 77L221 76V73L219 74ZM236 71V70H235ZM225 72V73H224ZM234 72V73H233ZM115 73V72H114ZM204 74V76H202L203 74ZM230 73V74H229ZM237 73H238V75H237ZM115 74H117V73H115ZM122 74H123V71H122ZM196 74V75H195ZM219 74V75H218ZM234 74V75H233ZM120 75V74H119ZM131 75V74H130ZM133 75V74H132ZM226 75V76H227ZM239 75H242V77L240 78V79H243L244 81H242L243 83L241 84V83H238L240 80H238L237 81V77L239 76ZM110 76V75H109ZM195 76V77H194ZM111 77H113V74L111 75ZM121 76H119V77H117V81L116 80H114V83L113 84H115V85H112V86H110L109 88H110V90H109V88H108V90L106 89V88H103V91H102V93L100 94V91H101V87L103 86L104 87V85L103 84H105L106 82H104L105 80H103V83H101V80L100 81H96V82H94V83H92V84H89V85H84V86H67V85H65L63 82H61V87L60 88H67L66 90H69V91H56L55 93H54V95L56 96H54V102H53V107H51L52 109L55 107V106H57V105H59L62 101H65V100H69V99H72V98H76V97H81V96H86V97H90V98H96L97 96H96V88L98 89V88H100L99 89V92H97L98 94H100L99 96H101V100H102V94H106V95H103V96H105V97H103V99L105 100V99H107V97L106 96H109L108 98H109V100L108 101H110V103H112V104H114V105H112V107H115L117 104H118V102H117V104L116 103H114L116 100V97H118V91L120 90H118V86L117 85H119V84H117L119 81H118V79L120 80L121 78H120ZM126 77V76H125ZM131 77V76H130ZM133 77V76H132ZM194 77V78H193ZM206 77H208V79L206 78ZM105 78V77H104ZM109 78V77H108ZM107 78V79H108ZM128 78V77H127ZM135 78V77H134ZM137 78V77H136ZM135 78V79H136ZM204 78V79H203ZM206 78V79H205ZM232 78V79H231ZM133 79V78H132ZM131 79V80H132ZM203 79V80H202ZM225 79V81H227V82H223L222 80H224ZM231 79V81L232 82H230L229 80ZM134 80V79H133ZM199 80H201V81H199ZM235 80V81H234ZM110 81V80H109ZM108 81V82H109ZM112 81H113V78H112ZM116 81V82H115ZM133 82V81H132ZM221 82V83H220ZM235 82H237L238 83V85H234L233 83H235ZM99 83H100V85H101V87L99 86ZM121 83H123L122 81H121ZM138 85H139V83L138 82H136ZM230 83V84H229ZM234 85H232V84ZM236 83V84H237ZM219 84H221V85H219ZM228 84H229V86H228ZM109 85V84H108ZM107 85V86H108ZM225 85H226V87H225ZM232 85V86H231ZM99 86V87H98ZM117 87V89H114L115 91H114V94H116V97H114V95L112 94L113 92H111V89H112V87L114 88V87ZM121 85H119V87H120ZM123 86V85H122ZM227 86H228V88H227ZM126 87H128V85L126 86ZM22 88V91H23V93L25 94V91L26 90H24L25 88H24V86H22L21 87ZM122 88H125V87H122ZM137 88H138V86H137ZM135 89L136 90V93H137V90L138 89ZM220 88V90H218ZM105 89V90H104ZM217 89V90H216ZM125 90V89H124ZM104 91H106V93L104 92ZM121 91V90H120ZM129 91H130V88H129V90H128V93L127 94H125V95H127L126 96V98H125V95H123V96H120V95H122L121 94V92L119 93V98L121 99V97H122V99H128V97H129V95L128 94H131V93H129ZM218 93H217V92ZM104 92V93H103ZM111 92V93H110ZM117 92V93H116ZM97 94V95H98ZM108 94V95H107ZM215 94H218L217 96L215 95ZM111 95V96H110ZM214 95L216 96V97H218V99L220 98V100L219 101H217V99H216V97H215V99L214 98H212V96L214 97ZM63 96V97H62ZM24 99H25V97H23ZM115 98V99H114ZM133 98V97H132ZM137 98H140V97H138V93H137V97L136 98H133L134 99V102H135V99H137ZM5 99H7V98H5ZM4 99V100H5ZM112 99H114V100H112ZM118 99V98H117ZM141 99V98H140ZM140 99H137V103H135L136 105L137 104H139L138 103V101L140 100ZM103 100V101H104ZM112 100V101H111ZM147 102H146V101ZM24 101L25 100H22V104L21 105H23L24 104ZM32 101V100H31ZM108 101L106 102L107 103V105H108ZM121 101V100H120ZM120 101H119V103H120ZM221 101V102H220ZM5 102V101H4ZM100 102H102V101H100ZM141 102V101H140ZM142 102V103H143ZM220 102V103H219ZM223 102V103H222ZM33 103V102H32ZM32 103H30V104H32ZM102 103H104V102H102ZM220 104L219 106H216L215 107V104L217 105V104ZM26 104V103H25ZM25 104L23 105V107L25 106ZM34 105H31V106H37L38 104H39V107L42 105H44L43 106V108L44 107H46L45 105L47 104V103H36V105H35V101H34V103H33ZM131 105H132V103H130ZM7 106L9 105V104H6ZM28 105V104H27ZM26 105V106H27ZM110 105V104H109ZM120 105V104H119ZM118 105V106H119ZM142 106H143V104H141ZM212 105H214V106H212ZM117 106V107H118ZM135 106V105H134ZM142 106H140V107H138V108H141ZM22 107V108H23ZM116 107V108H117ZM130 108L131 107H133V106H129ZM136 107L137 106H135V108L133 109H130V108H127V109H129V113H128V115H127V118H126V121H127V123L129 122V120H130V118H128V116L129 115H132V113L133 112H131L132 110H134L135 111V109H136ZM25 108L26 107H24V109H22V110H25ZM27 108H29V106L27 107ZM34 108H36L35 109V112L37 111L38 113H40L39 112V110L40 111H46V109H48V111H50V110H52V109H49L48 107H46L45 109H43V108H39L38 109V106L37 107H34ZM33 108V109H34ZM229 108V109H228ZM11 109V108H10ZM31 109V108H30ZM33 109H31L30 110V112L32 113V110ZM38 109V110H37ZM115 109V108H114ZM29 110V109H28ZM116 110V109H115ZM118 110V109H117ZM139 110V109H138ZM138 110H137V112L136 113H138ZM211 110V111H212ZM219 110V112H220V110H221V108L220 109H218ZM9 111H11V110H9ZM17 111V110H16ZM15 111V112H16ZM27 111V109L25 110V112ZM2 112V111H1ZM25 112L23 111L21 114H22V116H20V117H18V115L16 114H13V113H2V117H0V119L2 120L1 122H0V135H3V136H5V138H3V143H4V141L7 143L5 146H6V148H7V150L8 151H12L13 153H15V155L12 153V156H15V161H14V163H15V167H16V169H17V171H16V175H17V177L13 180V182L14 183H18L19 185H18V187H19V189H14V187H9V184L11 185V182H10V179L8 178V179H4V177H8V176H4L3 178H1L0 179V228H1V230H6L5 232L7 233L8 232V234L9 235H13V236H15V238L13 237V239H16L17 240V243L19 244V245H21V247H22V249H23V251L24 252H26V246L28 245V250H27V253H24L25 255H27V264H104V262H103V259H102V255L104 254V252L105 251H103V248H104V246H105V240H106V237L107 236H105L103 233H101V232H104V231H101V228L99 227H97L98 229H96V227H93V226H91V225H89L88 224V221H86L87 222V224H86V222H84L85 224H83V222H82V224L81 223H78V225L76 226V227H73V226H67V223L66 222H68L67 220H65L66 218H64L63 220L61 219V217L59 218H57L56 220L54 219L55 217L53 216H51L50 215V213H48L49 211H46L45 213H44V215L41 213V211L40 210H42V208H41V206H40V204H42L41 202L43 201V203L45 204L46 202V200L47 201H50L51 199H54V198H51V197H53V196H57V194L56 193H58L59 192V194L58 195H61V197L62 198H60L59 196H57L55 199L56 200H58V199H60V201H59V203H60V205H59V203H58V201H55L54 202V200H53V202H52V200L50 201V202H52V203H50V204H48V202H47V204H48V206L50 205V206H53L52 208H50V211L53 209V211H54V208L57 206V205H59V206H61V201L63 200L64 201V198H63V196H62V194H64V192L63 191H65V190H68L69 191V193H70V195H71V198H72V201H74V199H75V201H74V203L75 202H77V203H75V204H77V214L79 213V212H83V211H80L81 210V208L79 209V207L78 206H80V207H82L83 205L85 206V204H87V205H89L88 203L89 202H93V201H95V199H96V201L98 202V201H101V200H103L101 197H100V194H97V191H102V182H103V180H102V178H101V174L100 175H98V176H96V177H93V178H90V179H74V178H70V177H66V176H64V175H62L61 173H59L58 171H57V169L55 170L53 167H52V165L48 162V160L46 159V157H45V155H44V152H43V149H42V146H41V132H42V129H41V127H40V125L42 124V123H40V125L37 127L38 129H37V131H36V128L35 127H31L30 126V124H28V122H27V120L29 119L28 117V115L30 114V113H27L26 112V114H25ZM34 112V113H35ZM124 112V111H123ZM216 115L215 116H217L216 117V119H218V115H219V119H218V124H217V126L219 127V126H221V127H219V129H218V133L220 134V131H222L223 130V132H221V138L220 137H218V139H219V144H220V147L221 148H223L224 146H225V143L223 144V142H225V133H224V124H225V122L227 121V118H225V115H227L226 117H228L230 114V112L229 111H227L225 114H224V116H222L220 113H218V111L216 110ZM16 113H18V112H16ZM34 113H32L31 114V116H30V118L31 119H33V118H35L36 117V119H37V115H38V117H40L41 115L40 114H34ZM221 113L223 114L224 113V111H221ZM21 114H19V115H21ZM34 114V115H33ZM215 114V112L213 113V115ZM26 115H27V117H26ZM40 115V116H39ZM122 115V114H121ZM33 116V117H32ZM134 116V114L132 115V117ZM136 116V115H135ZM222 117V119H221V117ZM41 119H42V116H41ZM40 119V120H41ZM132 119V118H131ZM134 119V118H133ZM223 119H226V121L224 120V122L222 121L221 122V120H223ZM121 120H122V118H121ZM33 120H31V122H32ZM35 121H37V120H35ZM27 122V123H26ZM39 122V121H38ZM38 122H37V124L36 125H38ZM131 122V121H130ZM129 122V123H130ZM219 122H221V124L219 123ZM30 123V122H29ZM126 123V124H127ZM128 126V125H127ZM130 126H132L131 124H130ZM216 127V126H215ZM130 128V127H129ZM223 128V129H222ZM222 129V130H221ZM124 133H125V131H123ZM223 133H224V135H223ZM131 133H129V134H127V135H130ZM218 134V136H220ZM27 136H31L30 138H29V142L28 143H25L26 142V140H27ZM125 136V135H124ZM2 137V136H1ZM223 137V138H222ZM127 138H130L129 136L127 137ZM4 139H6V140H4ZM222 139V140H221ZM124 141H125V139H124ZM127 141V140H126ZM218 141V140H217ZM222 141V143H220ZM24 142V143H23ZM130 142V141H129ZM132 142V141H131ZM3 143H1V145L3 144ZM30 143V145L32 146L33 144H34V148H32L31 146H29V148H27V145H25V144H29ZM216 143V142H215ZM128 145L129 143H126L125 142V145ZM218 144V143H217ZM215 147V146H214ZM218 147H219V145H218ZM3 148H4V145H2V153H4L5 152V154H7V156H8V158L10 157V155H9V153H7V151L5 150V151H3ZM27 148V149H26ZM126 148H128L127 146H125L124 147V150H122V152L123 151H125V150H127ZM221 148L220 149H218L219 150V152H218V156H219V153H223L224 151H221ZM216 149V148H215ZM215 149H213V150H215ZM225 150H226V146H225ZM133 152V151H132ZM220 154V155H222L221 156V158H223V160L225 159V157H224V154ZM1 154V153H0ZM213 154H214V152H213ZM213 154H212V156H213ZM134 156H135V154H133ZM217 154H215V156H216ZM0 157H1V155H0ZM122 157H123V155H122ZM136 157V156H135ZM118 158H120V157H118ZM117 158V159H118ZM219 158H220V156H219ZM218 158V159H219ZM220 158V161H218V163H219V165H220V163L222 164L224 161L222 160ZM125 159V158H124ZM10 160H11V158H10ZM9 160V161H10ZM120 160H121V158H120ZM210 160H211V158H210ZM1 161V160H0ZM8 161V162H9ZM12 161V160H11ZM140 163H141V161H140V159L138 160ZM8 162H6V165H9L8 164ZM119 162V161H118ZM210 162V161H209ZM226 162V161H225ZM130 163V162H129ZM12 164H13V162H12ZM209 164V163H208ZM225 164V163H224ZM120 165H121V162H120ZM122 165L124 166V169H125V166H126V163L123 161L122 162ZM128 165V164H127ZM129 165H131V164H129ZM135 165V164H134ZM206 165V164H205ZM205 165H204V167L202 168V169H205ZM211 165V164H210ZM229 165V166H228ZM228 165H223L222 164V167H224L225 166V168L226 169H228V170H230V169H233V167H230L231 165L228 163ZM13 166H14V164H13ZM12 166V167H13ZM133 166V165H132ZM144 166V165H143ZM235 166V165H234ZM242 166V165H241ZM8 167V166H7ZM136 167V166H135ZM212 167V166H211ZM217 167V166H216ZM219 167V166H218ZM220 167H221V165H220ZM3 168V166L1 167V169ZM133 168V167H132ZM208 168V167H207ZM206 168V169H207ZM225 168H223V169H221V171H222V174L223 173H226V169ZM250 168L251 167H249V170H250ZM260 168V167H259ZM0 169V170H1ZM7 168L5 167L3 170H6ZM10 169V168H9ZM15 169V170H16ZM120 169V168H119ZM135 169V168H134ZM141 169V168H140ZM205 169V170H206ZM215 169H217V168H215ZM225 169V170H224ZM234 169H235V171L237 170L235 167H234ZM233 169V170H234ZM238 169H240V168H238ZM241 169H244L243 167H241ZM245 169H247L248 170V168H246L245 167ZM254 169H255V167H254ZM2 170V172H3V175H7L8 174V172L11 170H9L6 174H5V171H3ZM13 170V169H12ZM122 170H123V168H122ZM138 170V169H137ZM220 170V169H219ZM223 170L225 171V172H223ZM227 170V172H228V175H229V172L231 171V173L232 172H235V171H232V170H230V171H228ZM7 171V170H6ZM121 171V170H120ZM134 171L135 170H133V173H132V171H131V173L135 176V175H137L138 174V172H137V174L135 173L134 174ZM142 171V170H141ZM198 171V170H197ZM201 171V170H200ZM199 171V172H200ZM220 171V172H221ZM237 171H239V170H237ZM1 172V173H2ZM124 172V171H123ZM126 172V171H125ZM199 172H196V174L195 173H192V174H194V175H198V176H200V178H203L205 175L203 174V172L201 173V174H203L204 176L202 177L200 174H198ZM211 172V173H210ZM216 171H214L213 172V170L211 171V169L209 170V173L210 174H212V173H215ZM253 172V171H252ZM252 172H245V173H240L241 174V176H242V178L244 177V175H251V173ZM10 173H12V172H10ZM9 173V174H10ZM111 173V172H110ZM109 173V174H110ZM145 173V171L143 172V175H146V173ZM208 172L206 173V174H209ZM217 174L219 173V172H216ZM255 173V172H254ZM13 175H14V173H12ZM46 174V175H45ZM123 174V173H122ZM127 175H128V177H130L129 175V173H126ZM191 174V173H190ZM190 174L188 173V175H186V177H188L189 179H191L190 177ZM220 175L219 177L218 176H211L210 175V177L211 178H209L207 175V177H206V180H205V177H204V179H202L201 181H202V184H203V186H204V188H205V190L207 191V190H210L211 188L213 189L214 188V185H216V188H217V185L219 184L220 186H222L223 187V185H224V188H225V183H223L224 181H221L220 180V177L222 176V177H224V175ZM260 174L262 175V173H261V171H260ZM10 176V177H14V176ZM133 175H132V177H133ZM158 175V174H157ZM194 175H192V176H194ZM1 176V175H0ZM149 175H147V177H148ZM151 176V175H150ZM154 176V175H153ZM156 176V175H155ZM163 176H164V174H163ZM227 176V175H226ZM255 177L254 178H256V177H258L257 176V174H255L254 175ZM123 177H125V176H123ZM127 177V176H126ZM132 177H130V178H132ZM138 177H140V176H138ZM166 177V176H165ZM185 177V178H186ZM219 178V182L220 183H218L217 181H218V178ZM228 177V176H227ZM69 178L71 179V180H78V181H84V183H86V184H88L89 186H88V189H87V186H86V188H85V186L83 187V188H85L84 189V192L83 191H81V189L80 190H75L74 191V193L72 194L71 193V187H73V185H70L71 187H69L67 184H66V186H68V189L65 187V185H63L64 184V181H62L61 182V184H59V182H60V180L61 179H68L69 180ZM110 178V177H109ZM142 178H144V177H141V179ZM176 178H179V177H177L176 176ZM175 177H174V179H176ZM210 180H209V179ZM225 178V177H224ZM38 179H43L42 181H38ZM113 179V178H112ZM111 178H110V180H112ZM128 179V178H127ZM171 179V178H170ZM173 179V178H172ZM173 179V181L172 182H170L171 180H169V178L168 179H160V177H159V180H160V182H161V180H163L161 183H159L160 184V186H162V185H174L175 184V182L177 183L178 181V179L177 180H174ZM246 179V178H245ZM132 180V179H131ZM129 180L128 182L126 181V179L124 180V178H123V182H124V184H123V187H124V185H125V183L127 184L126 186L128 187V184L130 185L129 186V192H130V189L132 190V188H135L134 187V185H132V184H134V181L132 180ZM192 181H193V179H191ZM195 180V179H194ZM196 180H197V177H196ZM203 180H205V181H203ZM216 180V181H215ZM223 180V179H222ZM241 180H243V179H241ZM260 180H262V182H263V175L260 177V179H259V177L257 178V180L255 179H252L251 177H249L248 179H246L245 180V182H244V180H243V186L244 185H246V184H248V182L250 181V183H252V182H256V183H259V181ZM113 181V180H112ZM111 181V182H112ZM126 181V182H125ZM151 181H153V182H155L154 180H151ZM199 181V180H198ZM201 181H199V182H201ZM210 181H213L212 183V185H211V183H209ZM215 181V182H214ZM248 181V182H247ZM252 181V182H251ZM69 182V181H68ZM135 182H140V180L138 181V180H136ZM148 182V181H147ZM147 182L146 183H144L145 185H144V187L145 186H148V185H150V184H155V183H151L150 181L148 182V184H147ZM196 182V181H195ZM65 183H66V181H65ZM78 183V182H77ZM108 183V182H107ZM113 183V182H112ZM117 183V182H116ZM13 184V183H12ZM79 184H81V186H82V183L80 182V183H78V185ZM86 184H84V185H86ZM140 184H143L142 183V181L140 182ZM254 184V183H253ZM17 184H15V186H16ZM44 186V188H38L39 186ZM61 185H63V186H61ZM112 185V184H111ZM132 185V186H131ZM136 185V184H135ZM138 185V184H137ZM260 185H261V187L263 188V190H264V184H261V181H260ZM38 186V187H37ZM59 186V187H58ZM75 186V185H74ZM91 186V187H90ZM107 186H109V185H106V187ZM122 186V185H121ZM120 186V187H121ZM248 185H246V186H244L243 188H245V190H247L246 191V193L245 194H249L248 193V187H247ZM21 187V188H20ZM56 187H57V190H56ZM60 188V189H59ZM64 188V189H63ZM74 188V187H73ZM73 188H72V192H73ZM76 188H80V187H76ZM218 188H219V186H218ZM218 188H217V190H218ZM224 188H223V190H221V188H220V192L222 193V191H223V193H222V195H224L226 192H225V190H224ZM250 188V187H249ZM63 189V190H62ZM75 189V188H74ZM106 189H108V190H105V193L106 192H109V188L107 187ZM62 190V191H61ZM83 190V189H82ZM114 190V189H113ZM125 190H126V194H127V188L125 187ZM256 190V189H255ZM20 191V192H19ZM58 191V192H57ZM77 191V192H76ZM121 191V190H120ZM219 191V190H218ZM55 192V193H54ZM63 192V193H62ZM76 192V193H75ZM82 193V194H80V193ZM110 192H113V191H111V189H110ZM225 192V193H224ZM61 193V194H60ZM79 193V194H78ZM103 193H104V190H103ZM104 193V194H105ZM131 193H133V191L131 192ZM257 193H258V191H257ZM261 193H262V189H261ZM251 194V193H250ZM254 194V193H253ZM256 194V193H255ZM254 194V195H255ZM259 194V193H258ZM74 195V196H73ZM118 195H119V193H118ZM262 195H264L263 193H262ZM104 196H109V195H104ZM112 196H113V194H112ZM59 197V198H58ZM75 197V198H74ZM102 197H103V195H102ZM111 197V196H110ZM114 198H115V195L113 196ZM130 197H132V196H130ZM257 197V196H256ZM74 198V199H73ZM124 198V197H123ZM224 198H225V196H224ZM224 198H223V200H224ZM247 198H249L251 201L249 202L248 201V205H250V203H252V198L250 197V196H247ZM247 198H244V199H247ZM99 199V200H98ZM101 199V200H100ZM108 199H110V198H108ZM42 200V201H41ZM226 200V199H225ZM224 200V201H225ZM248 200V199H247ZM62 201V202H63ZM104 201V200H103ZM128 201V200H127ZM126 201V202H127ZM259 201V200H258ZM58 204H57V203ZM65 203V202H64ZM129 203V202H128ZM227 203V202H226ZM56 204V205H55ZM124 204V203H123ZM132 204V203H131ZM34 205V206H33ZM55 205V206H54ZM94 205V204H93ZM96 205V204H95ZM99 205H101V204H99ZM26 206H28V207H26ZM36 209H33V207ZM38 206H39V209H38ZM44 206H46V204L44 205ZM49 206V207H50ZM59 206H57V208H59L60 209V207ZM64 206V205H63ZM67 205L65 204V209H64V215L62 216V217H64L65 215L66 216H68L67 214H65V212H66V208H68V207H66ZM91 204H90V208H91ZM125 206H127L126 207V209H125V211L127 210L128 211V209H129V206L130 205H125ZM225 206V205H224ZM26 207V208H25ZM62 207V206H61ZM95 207V206H94ZM94 207H93V209H94ZM250 207V206H249ZM56 208V209H57ZM128 208V209H127ZM246 208V207H245ZM48 209V208H47ZM58 209V210H59ZM103 209V208H102ZM132 210H133V208H131ZM252 209H253V206H252V208L250 207V210H249V208L246 210V211H248V213L251 211L252 213H253V211H252ZM255 209V208H254ZM35 210V211H34ZM39 210V211H38ZM61 210L63 211V209L61 208ZM70 210V209H69ZM256 210V209H255ZM254 210V211H255ZM37 211V213H36V216H38L39 218H41V219H39L38 217H37V219L38 220H35V223H36V225L34 224V219L36 218V216L34 215L35 214V212ZM53 211H52V215H53ZM62 211L60 212V213H62ZM124 211V212H125ZM129 211H131V210H129ZM58 213V211H55L54 213ZM68 213H69V211H67ZM73 213V210L71 209L70 210V213H69V215H72V213ZM38 213H41V216L42 217H40L39 215H37ZM47 213L49 214V217H50V220H53L54 219V221H52V227H53V224L57 221L58 222V220H59V225L57 224V227H55L54 228V232H55V234H59V237L61 236V238L62 239H64L63 237H65V235H66V233H69V234H67L66 235V237H68L69 238V240H72V239H78L79 237H82L81 238V240L80 239H78V240H80L81 242H83V247H84V254H80V255H82V257H80V258H77L76 260H74V259H69L68 257H67V254H70L69 252H66L67 250L66 249H64L65 248V246H67L68 245V243H66V244H63V246H62V243H61V239H60V243H58V244H61L60 246H59V248H61V246H62V249H64L65 251H64V253H63V251H61V253L58 251V253L56 252V254L53 252V250L51 249V250H49L48 251V249H50L51 247H52V245L54 244V243H56L55 241H54V243L53 242H50V240L51 239H53V238H51L52 236H50V238L51 239H49V234H50V231H51V229H52V227H49V226H45V230L46 231H49L48 233V237L46 236V238L47 239H45V243L43 244V248H42V243L44 242H42L41 241V243L39 244V247H37L34 243H32V240H31V234H32V231H34V229H35V227L37 226V227H40V229H41V222H42V220H43V218L45 219V221H43V222H46V219L47 218H45V216L47 215ZM60 213H59V215H60ZM74 213H75V211H74ZM73 213V214H74ZM106 213H107V211H106ZM129 213V212H128ZM244 213H245V215H246V212L244 211ZM88 214V213H87ZM131 214V213H130ZM129 214V215H130ZM243 215V213H240V215ZM250 214V213H249ZM255 214H256V212H255ZM58 215V216H59ZM62 215V214H61ZM35 216V218H33ZM56 216H57V214H56ZM73 216V215H72ZM107 216V215H106ZM48 217V216H47ZM74 217V216H73ZM131 216H129L128 218H130ZM260 216H258V218L257 219H260L259 218ZM262 217V216H261ZM264 217V216H263ZM70 218V217H69ZM108 218V217H107ZM84 219V218H83ZM131 219V218H130ZM256 219V220H257ZM70 220V219H69ZM86 220V219H85ZM75 221V220H74ZM128 221V220H127ZM56 222V223H57ZM129 222H131L132 223V221H129ZM126 223V224H131V223ZM261 222V221H260ZM262 224L264 223V222H261ZM261 223H259V226H260V224ZM38 224V225H37ZM43 225V224H42ZM45 225V224H44ZM243 224H241L240 226H242ZM132 226V225H131ZM131 226H129V227H131ZM239 226V227H240ZM254 226H256V224H254ZM36 227V228H37ZM44 227V226H43ZM257 227V226H256ZM256 227H254V228H256ZM262 227V226H261ZM261 227H258V229H256L255 231L256 232H259V228H260V233H261ZM3 228V229H2ZM135 228V227H134ZM133 228V226L130 228V230H128V229H126V232L128 233L125 237H124V242H122L120 239V241L118 240V242H119V245H124V248L125 247H127V246H133V247H130V249H132V248H136L133 252H132V250H131V252L133 253L132 255H134L135 254V251L137 252L138 250H137V247H136V240H135V229ZM183 228V227H182ZM237 228V227H236ZM252 228H253V226H252ZM38 229V228H37ZM36 229V231H38ZM227 230H228V227L226 228ZM230 229V228H229ZM57 230H58V232H57ZM238 230V229H237ZM236 230V231H237ZM239 230H240V228H239ZM238 230V231H239ZM242 230H244L243 228H242ZM241 230V231H242ZM253 230V229H252ZM251 230V231H252ZM36 231H34V232H36ZM53 231V230H52ZM229 231V230H228ZM228 231H227V234H229L228 233ZM235 231V230H234ZM235 231V232H236ZM237 231V232H238ZM122 233H123V230L121 231ZM134 232V233H133ZM236 232V233H237ZM47 233V232H46ZM64 233H65V235H64ZM129 233H131V234H129ZM245 233H246V231H245ZM104 236H103V235ZM258 234V233H257ZM121 235V234H120ZM123 235V234H122ZM230 235V234H229ZM237 235H240V234H237ZM261 235V234H260ZM231 236V235H230ZM254 236V235H253ZM12 237V236H11ZM54 238H55V236H53ZM111 237V236H110ZM115 236H113V238H114ZM123 237V236H122ZM238 237H241V236H237V238ZM261 237V236H260ZM112 238V237H111ZM125 238H126V240H125ZM248 238H250V236L248 237ZM252 238V237H251ZM250 238V239H251ZM40 239H41V236H40ZM43 239V238H42ZM41 239V240H42ZM49 239V240H48ZM57 239V238H56ZM83 239V240H82ZM114 239H116V237L114 238ZM123 239V238H122ZM221 239H223V240H219V241H217L218 243H216L217 245L216 246H218V244L219 243H223V241H224V243L223 244H219V248L218 247H216L215 246V248L213 249V251H212V253H210V256H209V259H208V263L206 262V263H202V264H212L213 263V261L215 260L216 261V259L218 260V264L220 263V264H222L224 261H226L227 259H228V254L226 255L225 254V250H223V245L225 244V241L228 243V244H226V245H228L227 247H230L229 246V240L230 241H232L233 239H230L229 238V236H228V238L226 239V236L225 237H221ZM225 239V240H224ZM256 239V238H255ZM261 239L264 241V239L261 237ZM18 240H19V242H18ZM55 240V239H54ZM109 240V239H108ZM240 240V239H239ZM242 240V239H241ZM249 240V239H248ZM259 240H260V238H259ZM258 240V241H259ZM114 241H116L117 242V239L116 240H114ZM250 241H252V240H250ZM243 242V241H242ZM261 242V241H260ZM233 243V245L235 244H237V243H234V242H232ZM232 243H230V244H232ZM240 243H241V241H240ZM246 242H244V244H245ZM239 244V243H238ZM251 244H252V242H251ZM250 244V245H251ZM226 245H224V246H226ZM232 245V246H233ZM235 245L232 247V249H233V253H230V252H232L231 250V248H229V249H231L230 250V252H229V255L230 254H232V255H234L233 257H232V255H230L232 258H234L233 259V264H237L236 263V261H235V259H236V252H235V249H236V247H235ZM240 245V244H239ZM249 245V246H250ZM57 246V245H56ZM54 247L55 249L58 247ZM248 246V245H247ZM70 247H71V245H70ZM80 247V246H79ZM227 247H224V249H226ZM222 248V249H221ZM244 248L245 247H243L242 249H243V251L241 252V250L240 251H237V254H238V252H239V254L238 255H240L241 253H245L246 251L244 250ZM250 248V247H249ZM248 248V252H246V254H242V256L244 257H248V256H246V255H248V254H250L249 252V249ZM254 247H252L251 246V249H253ZM259 248V247H258ZM237 249H238V246H237ZM236 249V250H237ZM57 250V249H56ZM104 250H105V248H104ZM214 250H217V252L216 251H214ZM219 250V251H218ZM247 250V249H246ZM52 251V252H51ZM222 251H225V252H222ZM252 251V250H251ZM258 251H260V249H258ZM75 252V251H74ZM80 252V251H79ZM216 252V253H215ZM213 253H215L216 255H219V256H216V255H213ZM221 253V254H220ZM226 253H228V251L226 252ZM248 253V254H247ZM254 253V252H253ZM256 253V252H255ZM259 252H257V254H258ZM261 253V252H260ZM58 254H61L60 256L61 257H54L55 255H58ZM76 254V253H75ZM125 253H123L122 255H124ZM211 254H212V258L214 259H212V262H210V260H211ZM251 254H252V252H251ZM36 255V256H35ZM39 255V258H37V256ZM63 255V256H62ZM79 255V256H80ZM223 256L222 258L223 259H225L224 261L222 260V258L220 259L219 257L220 256ZM224 255L226 256V257H224ZM34 256H35V262H36V260L38 261V263L36 262H34ZM41 256V257H40ZM51 256L53 257V259L51 258ZM136 256H138V254L136 255ZM215 256L216 257H218V258H216L215 259ZM252 256H254V254H252ZM251 256V257H252ZM78 257V256H77ZM250 257V256H249ZM255 257V256H254ZM128 259L126 260V261H123L122 259L121 260H117L116 258H115V264H140L139 262H138V260H136L135 258V255L133 256V257H127ZM138 259H139V256L137 257ZM69 259V260H68ZM105 259V258H104ZM112 259H114V258H112ZM220 259V260H219ZM240 259H241V261H242V257H239V256H237V262H239V263H241V261H240ZM249 261L252 259V258H247ZM232 260V259H231ZM253 260V259H252ZM251 260V261H252ZM107 261V260H106ZM112 261V260H111ZM215 261H214V264H215ZM259 261V260H258ZM108 262V261H107ZM122 262V263H121ZM246 262V261H245ZM229 263H230V261H229ZM250 263V262H249ZM108 264V263H107ZM114 264V263H113ZM216 264H217V261H216ZM241 264H243V263H241ZM246 264V263H245Z\"/></svg>",
	"mask_w": 264,
	"mask_h": 264
}]
</instances>
